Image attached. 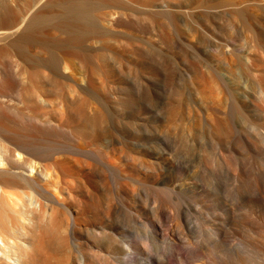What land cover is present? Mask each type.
Returning a JSON list of instances; mask_svg holds the SVG:
<instances>
[{
  "label": "rangeland",
  "instance_id": "rangeland-1",
  "mask_svg": "<svg viewBox=\"0 0 264 264\" xmlns=\"http://www.w3.org/2000/svg\"><path fill=\"white\" fill-rule=\"evenodd\" d=\"M90 1L99 2V0ZM139 1L141 3L133 6L136 13L132 16H128L125 11L120 14L114 13L109 7L100 5L96 11L99 15L95 14L91 21L99 25L100 32L97 38L101 44L99 52L103 57L108 58L114 65H118L122 59L135 61L134 70L127 74V83L119 84L120 90L125 93L130 86L139 85L140 73L151 76L154 81L160 80L157 69L152 66L144 68L138 64L139 56L171 57L173 66L179 70L182 65L174 59L182 60L184 56H194L207 58L208 66L227 76L232 95L234 92V97L238 101L233 103L236 106L226 104L221 84L214 82L213 94L225 108L226 113L221 116L224 124H220L219 118L214 117L211 124L209 122V126L204 121L210 116L204 104L197 102L202 109L193 104L187 106L183 94L180 108L183 126L179 127V123H175L167 130L164 120L157 116V111L158 113L160 110L163 111V94L159 100L160 95L157 98L156 95L149 96L150 100L147 99L146 102L150 105L145 102L149 107L144 105L147 107L139 108L136 96L130 95L125 99L123 94V98L120 96L116 100L107 90V86L101 85L99 91L104 98L103 104L110 110L105 119L109 132L105 121L98 123L95 129L100 132V137L73 138L84 150V155L68 150L56 154V156H67L68 163L65 165L73 171L81 169V175L79 182L71 185L74 198H63L58 193V188H51L57 193V198L45 200L47 213L58 218L60 230L73 229V233L62 232L61 235L65 238L62 242L51 238L46 250L57 256L58 262L79 261L81 254L75 249V245L82 242L81 237L88 235L78 232L76 224L86 225L93 221L92 219H99L104 214H109L110 220L112 218L113 221L111 222L116 225L118 223L122 228L119 237L132 239L133 244H140L137 246H146L144 256L146 253L149 256L154 255L152 257L155 259L161 256L160 261L166 262L168 255L171 254L170 261L177 260L172 264L177 262L181 264L180 260L175 259L176 255L173 257V253L183 250L180 245L184 244L187 247L184 250L186 252L192 251L195 247L194 250L201 252L204 250L198 261L202 262L206 261L205 257L202 258L205 252L207 253L206 250L209 251L208 248L214 247L217 251L223 249V245L231 247L233 244L232 247H236V244L238 246L242 242L239 247L242 248L244 245V255L241 257L242 260L244 256L246 257L244 263L264 264V251L259 249H257L259 253L255 251L256 247L253 246L254 241H252L255 239L264 245V0ZM70 4L81 7L85 3L83 0L57 2L0 0V35L5 31L8 36L0 37V71L18 72L34 69L35 58L46 57L47 53L38 40H54L66 36L56 28V25L59 24L61 16H65L69 11L67 6ZM43 13V17L36 18ZM50 14L54 17H49ZM27 23L28 31L25 28ZM24 36L32 38L23 41ZM17 41H22L23 50L29 54V59H25L15 49ZM66 70L65 73L55 76L53 84L48 86L54 89L51 97L68 107L70 115L68 129L71 133L81 124L83 118L91 113V106L96 103L90 94L80 89L83 80L77 68L70 65ZM180 82L184 90L191 89L192 86L183 77ZM198 88L202 91L208 90L204 85H198ZM167 92L169 93V90ZM120 100L124 103L125 112H121L117 107ZM138 114L141 115L142 120H138ZM195 121L197 125L191 127L190 125ZM175 125H178L181 131L178 130V134ZM93 129L89 130L92 132ZM130 136L134 140L138 137L136 141H141L142 144L145 141L144 150L132 146L124 139ZM44 139L46 138H41L42 141ZM69 139L74 142L73 139ZM176 139L181 140H178L180 144L185 142V146L191 149L195 147L197 153L201 152L197 154L198 162L196 161L197 163L188 172H184L173 158L176 151L179 152L176 149L182 146ZM210 145L215 147L218 145V148L225 149L227 152L224 155L225 162L224 157L220 159L216 151L217 147L212 149ZM155 149L160 150L158 152L161 154L163 151L166 152H164L166 155L162 154L164 160H153L145 152V150L156 152ZM210 150H213L211 154ZM230 150L235 155L241 153V157L238 155L244 160L243 163L240 164L232 159L233 154ZM98 154L104 155L112 164L111 169L99 162ZM201 154L203 156H200ZM15 156L22 158L20 153H15ZM236 164L245 169H241V174L240 167ZM5 168L7 165L0 155V169ZM175 183H182L187 189H175ZM200 185L205 186L203 188L205 190ZM6 189L0 183V199L6 195ZM21 190L22 198L30 210L39 208V202L43 200L36 192L33 189ZM238 198L242 201H238ZM233 207L234 209L238 207L237 210L241 207V210H234ZM23 208L25 209L26 206ZM236 214L241 216L242 220L241 217L238 220ZM27 216L30 217L31 212H28ZM158 221L161 222L165 232L164 236H157L159 239L156 237L153 225ZM220 222L223 224L221 225ZM217 223L221 228H218ZM231 225L236 227L237 232L234 233L235 235L233 233L231 236L228 235L229 237L227 236L224 241L223 233L225 229L228 232L233 228ZM74 227H76L75 233ZM219 230H222L220 232L222 237L217 236ZM181 231L183 235L180 234ZM237 233H240V236ZM177 236L181 238L180 243H177L179 241ZM186 237L188 240L185 239ZM231 237L233 238L230 240ZM217 238L218 243L213 246ZM168 245L171 246V250L177 247L178 251H170ZM4 246L0 236V257L3 258L6 257L1 250ZM191 247L194 248L190 249ZM210 250L214 251L213 248ZM142 253L138 256L142 257ZM163 253H166V256ZM255 259L259 260L255 261ZM170 261L168 260L167 263H171ZM12 262L17 261L12 259Z\"/></svg>",
  "mask_w": 264,
  "mask_h": 264
},
{
  "label": "bare ground",
  "instance_id": "bare-ground-1",
  "mask_svg": "<svg viewBox=\"0 0 264 264\" xmlns=\"http://www.w3.org/2000/svg\"><path fill=\"white\" fill-rule=\"evenodd\" d=\"M49 1L57 2L58 0ZM83 1L85 4L81 7H76L72 4L67 6L69 7V11L66 12L67 14L65 16H61L59 24L56 25V28L66 35L65 37L54 40H38L40 46L47 53L46 57L35 58V61H33L35 67L34 69L18 72L11 70L0 71V155L3 157V160L7 165V168L0 169V183L7 188L5 190L6 195L0 199V236L5 245L1 250L6 255L5 258L0 257V264H168L167 261L171 260V254L170 258V255H168V260L166 262L162 260L160 261V258H162L160 255H158L160 256V258L157 257L158 259L153 258L152 256L154 255L149 256L148 253L144 256L146 246L140 247L137 246L140 244H133L134 242L132 239L133 243L127 238L119 237L118 234L122 228L119 227L120 225H118V223V226L115 223H112L113 221L112 218L110 220L109 214H104L99 219H92L93 221L88 222L86 225H81L79 223L76 224L78 232L82 235H88L81 237L82 242L76 243V248L74 247L81 254L79 261L70 262L64 260L62 262H58V258H56L57 256L55 257L54 254L48 252L46 247L50 243L51 238H56L58 242L64 241L65 238L61 234L73 233V229L68 228L64 231L60 230L58 218L52 217L49 213H47L45 204L47 202L45 200L49 201L53 197L57 198V193L53 192L51 188H58V193H60L63 198H74L71 185L79 182L81 169H77L75 171L70 170L69 167L65 165L68 163V157L56 156V154L58 152L61 153L68 150L76 154L84 155V150L81 146L75 143L76 139L74 140L73 138L81 136L86 139L88 137L98 138L101 136L100 132L97 131L95 127L98 123L105 121L106 116L110 111L108 107L103 104L104 98L101 96V92L99 91L101 85H106L107 90L116 100L117 97L120 96L123 98V94L125 99H128L130 95L136 96L138 100L137 106L139 108H146L150 105L149 102V104L146 102L149 96L151 97L156 95L157 98V96L160 95V97H158L159 100L162 96L161 94H163L164 102L162 100L163 105L161 104L163 106V111L160 110L159 113L157 111V116L159 115V119L164 120L167 130L168 128L174 126L172 124L175 123H179V127H181L180 125L183 126V120L180 115L183 94L185 95L184 103L187 106L193 104L194 106L202 109L197 105V102H202L204 104L208 114H210V116L204 120L206 125L207 123L209 124V122L211 124L214 117L219 118L220 124H224V122L221 121V116L226 113V110L217 101L215 95L213 94L212 84L214 82H219L221 84L226 104L232 106L233 103L238 100L234 97V92L232 95V91L229 88L227 81V76L224 73L217 72V70L212 66H208L207 63L209 61L207 58L194 56H184L182 60L174 59L182 65L180 70L179 68L173 66L171 57L155 58V56H139L138 64H141V67L144 68L152 66L157 69L160 80L154 81L151 76L140 73L138 74L140 84L135 86L132 85L127 92H122L120 90L121 85L119 84L127 83V74L134 70L133 67L135 65V61L133 62L129 59H122L118 65H114L108 58L103 57V55L99 52L101 44L97 38L99 36L100 28L98 24H93L91 21L94 19L93 16L98 14V12L96 14V11L99 9L100 5L109 7L114 13L117 12L120 14L125 11L128 16H132L136 13L133 6L141 3V1L99 0L98 3L91 2L90 0ZM43 15L44 13L40 14L36 18L43 17ZM49 17L52 18L54 16L50 14ZM27 25L28 23L25 24V28L28 31ZM0 37L6 38L8 36L6 35V32L3 31ZM28 38L32 37L26 36L23 41ZM15 49H17V51L21 53L25 59H29V54L23 50L22 41H17ZM70 65H74L82 75L83 85L80 86V89L85 93L90 94L94 99V103H96L94 106H91V113L85 116L81 121V124L74 128L71 133L69 132L70 129H68V123L70 121L68 107L65 103H58L51 97V93H53L54 89L48 86L53 84L55 76L65 73V71H67L66 69ZM182 77L185 81L190 83L192 86L191 89L184 90L180 82ZM133 81L134 79H132L131 82ZM198 85H204L208 88V90L202 91L198 88ZM167 90H169V93ZM170 92H173L171 93L173 97ZM233 97L236 101L233 100ZM148 100H150V98ZM231 100L233 101L230 102ZM145 102L148 105L145 104ZM144 105L147 106L145 107ZM162 106H160V108ZM233 106H236V104ZM117 107L121 110V112L126 111L124 103L121 100ZM137 118L138 120H142L141 115L139 114ZM105 125L109 132L106 121ZM178 125L175 126L177 127ZM196 125L197 123L195 121L190 126L195 127ZM163 126L165 127V125ZM176 127L174 128L176 129ZM90 128H94L92 132L89 130ZM176 130V133L178 134V127ZM179 132L181 131L179 130ZM41 138H46L44 140H47V142H44V140L42 141ZM69 138L73 139L74 142H72ZM124 139L132 146L140 147L144 150V146L146 145L144 144L145 141H143L144 143L142 144L140 143L141 141L138 142L136 139H131V136L130 138L124 137ZM178 140L177 143L182 146L181 148L179 147V149H176L179 150V152L176 151L173 158L177 162L178 166L183 168L184 172H188L198 162L197 154L199 152L197 153L194 149V143V145L192 144L194 147L192 148V151L191 148L185 146V142L180 144ZM148 143L150 144V141ZM148 143L147 146L149 145ZM203 144H205V142ZM211 147L213 149L215 146L213 145ZM217 149L218 150L216 151L222 160V157H224L227 152H225V149L222 147H217ZM158 151L160 150H157L156 152L152 150H145V152L150 155L153 160H164L162 154H165L166 152L163 151L161 154ZM210 151L209 153L211 154L213 150ZM15 153H20L22 158H17ZM230 153L233 154L232 159L236 160L240 164L243 163L244 160H241L242 158H240L241 153L238 152L240 157L238 154L235 155L231 152V150ZM202 154L200 156H203ZM219 157L217 158L219 159ZM98 159H100V163L107 166L108 169H111L112 164L105 159L104 155L98 154ZM198 159H200V157ZM223 159L225 162L226 156ZM237 165L238 164H236V166ZM181 167L180 169H182ZM241 167L239 170L240 174L242 171L241 169H244ZM174 187L178 190L187 189V186L182 185V183H175ZM204 187L202 186L201 188L203 189ZM21 189H33L44 203L39 202V208L30 210L26 201L22 198L23 191ZM240 198L237 200L240 201L242 199ZM24 206H26L25 209L23 208ZM241 207H239V210H241ZM236 208L238 207H235V209ZM27 211L31 212L30 217L27 216ZM239 217L241 216L236 214V218L238 220ZM240 220H242V217ZM222 221H224V219ZM222 224L223 223H221V225ZM153 225L155 233L157 234L156 237L159 235L161 237L165 235V232L161 227V222H154ZM219 227L220 224L218 225V228ZM222 227L224 228L225 225ZM235 228L233 226V228H230L232 231H230V229L228 232H226L227 229H225L226 231L224 230L225 232L223 231L224 241H226V237L228 235L231 236V233L235 235L234 233L237 232V229ZM75 229L76 227H74V233ZM221 231L219 230V235H217L218 233H216V235L222 237L223 235L220 234ZM180 234L183 235V232ZM233 237L229 239L231 240ZM177 238L179 240L177 243H180V236H177ZM185 239L188 240L187 237ZM217 240L218 238L216 241ZM118 241H120V243ZM252 241H254L253 246L255 245L254 247H256L255 251L258 252L257 249L264 251V245L262 243L260 244L257 240L255 241V239ZM184 242L185 241H183V243ZM177 243H174V245H177ZM216 243H218V241L215 242V245L213 244V246H216ZM230 243L232 242L230 241ZM250 243L252 244V242ZM239 244H242V242ZM239 244L238 246L236 244V247H232L233 244H231V247H226L222 244L223 249L217 251H215L216 248L214 247H212L214 250L212 251L210 250L212 248H208V246H206V249L208 248L209 251L206 250L207 253L205 252L202 258L204 259L205 257L206 261L202 262L198 261L200 260L204 250L202 252L194 250L196 248L195 246V248L193 247L194 249L192 247L190 248L193 249L192 251L190 250V252H186L184 250L187 249V247L182 244L180 246L183 250L179 248L180 250L178 251V248L176 247L175 250L178 252L176 254L172 253L173 257L176 255L175 259L177 258L183 264H245V261L243 260H245L246 257L244 256V259H241L244 255V245H242L241 248L239 247ZM170 245H168L169 247L167 246V248H169L170 251L174 250H171ZM246 251L245 253H247ZM140 253L143 254L142 257L138 256ZM166 253L163 254L166 256ZM229 257H231V259ZM253 257L256 258L257 256ZM12 259H15L17 262H12ZM256 260L259 259H255V261ZM174 261H170L171 263L169 264H172ZM180 261L179 263H181ZM252 262H254V259Z\"/></svg>",
  "mask_w": 264,
  "mask_h": 264
}]
</instances>
